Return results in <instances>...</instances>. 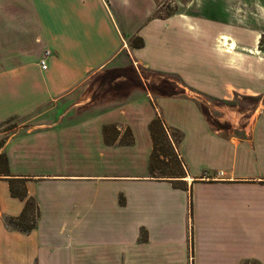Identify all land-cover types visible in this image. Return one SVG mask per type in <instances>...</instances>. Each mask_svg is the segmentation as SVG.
<instances>
[{"label": "crops", "instance_id": "obj_1", "mask_svg": "<svg viewBox=\"0 0 264 264\" xmlns=\"http://www.w3.org/2000/svg\"><path fill=\"white\" fill-rule=\"evenodd\" d=\"M156 3L0 0V124L36 118L33 126L12 132L2 148L8 170L0 174V264H87L89 251L96 262L111 254L112 264H264V121L252 141L235 142L215 134L202 112H162L164 124L182 131L186 173L174 177L149 166L155 112H34L62 104L92 74L126 58V37L135 32L143 38L133 46L140 59L184 74L146 57V32L155 33L159 50L171 38L182 46V35L191 49L198 30H184L179 15L175 23L153 17ZM176 100L162 105L176 108ZM112 123L117 135L106 141L103 127ZM127 128L130 136L121 140ZM109 158L114 172H36L27 166L98 165ZM12 178L23 179L26 197L37 206L27 230L11 220L26 199L12 194ZM90 229L95 235L88 237Z\"/></svg>", "mask_w": 264, "mask_h": 264}, {"label": "rangeland", "instance_id": "obj_2", "mask_svg": "<svg viewBox=\"0 0 264 264\" xmlns=\"http://www.w3.org/2000/svg\"><path fill=\"white\" fill-rule=\"evenodd\" d=\"M156 2L153 17H171L168 22L175 23L179 15L183 18V29L196 28L198 37L193 36L191 49L187 47L189 40L182 35V46L175 45L171 38V44L159 50L155 33L146 32L149 46L146 57L154 64L176 68L184 74L154 68L140 59L133 48L139 35L135 32L126 37L131 50V53L127 51L126 58L92 74L62 104L53 106L50 103L34 112H74L73 117L81 112H155L154 117L160 118L165 128L168 143L162 141L153 156V173L174 174L176 177L186 173V164L179 151L182 131L164 124L162 112L173 116L177 115L176 112H202L215 134L235 142L252 141L256 126L264 121V0ZM170 98H177L176 108L169 103L162 105ZM34 122L36 118L31 116L12 117L2 122L0 154L5 139L12 132L24 131ZM104 134L108 141L114 140L117 135L114 123ZM129 134V129H124L121 140H127ZM185 142L187 146L191 145L190 140ZM171 154L177 155L178 164ZM112 162L114 159L109 158L98 162V165L62 161L55 165L40 162L27 166L36 172L66 171L78 167L86 168L85 171L114 172ZM5 167L4 158L0 157V174L6 172ZM129 169L139 172L138 166L129 164ZM175 171H179V175H175ZM174 183L186 184L182 180ZM20 184L18 182V187ZM31 208L35 213V203L31 202ZM94 231L90 229L88 237L94 236ZM95 256V251H89L83 259L87 264L114 263L111 254L97 262L91 258Z\"/></svg>", "mask_w": 264, "mask_h": 264}, {"label": "trees", "instance_id": "obj_3", "mask_svg": "<svg viewBox=\"0 0 264 264\" xmlns=\"http://www.w3.org/2000/svg\"><path fill=\"white\" fill-rule=\"evenodd\" d=\"M142 44H143V39L141 36L138 35L137 40L134 43V46H141ZM109 126H110V124H105L103 127V131L105 132V130H107V128ZM149 129H150L152 142H153L149 166L153 172V170H154V165L152 162L153 156L159 150V147H160L162 141L165 143H168V138H167L168 136L166 135L165 128H164L160 118H158V117L152 118V120L149 122ZM104 138L106 141H108L105 134H104ZM172 156H173L174 162L176 164H178L179 159H178L177 155L176 156L172 155ZM0 157L4 158V161L6 164L5 171H7L8 170V163H7V157H6V154L4 151L0 154ZM177 173H179V171H175V175H179ZM161 175L167 176L166 174H161ZM173 175L174 174H168V176H173ZM9 181H10V190H11L12 194L18 195L20 197H26V187H25V184L23 182V179L12 178ZM18 182L21 183L19 187L17 185ZM31 202L35 203L33 197H31V196L26 197L22 211L17 216H14L11 218L12 222H14L16 225H18L19 227H21L22 229H25V230L31 228L34 225L35 216L38 214V211H36L37 210L36 203H35L36 210L34 213L33 208H31Z\"/></svg>", "mask_w": 264, "mask_h": 264}, {"label": "built area", "instance_id": "obj_4", "mask_svg": "<svg viewBox=\"0 0 264 264\" xmlns=\"http://www.w3.org/2000/svg\"><path fill=\"white\" fill-rule=\"evenodd\" d=\"M49 53V50L48 49H46L45 51H44V54H43V56L40 58V60H39V62H40V65L42 66V67H46V55ZM220 173H222V171H220Z\"/></svg>", "mask_w": 264, "mask_h": 264}, {"label": "bare ground", "instance_id": "obj_5", "mask_svg": "<svg viewBox=\"0 0 264 264\" xmlns=\"http://www.w3.org/2000/svg\"><path fill=\"white\" fill-rule=\"evenodd\" d=\"M231 43L233 44V41Z\"/></svg>", "mask_w": 264, "mask_h": 264}]
</instances>
